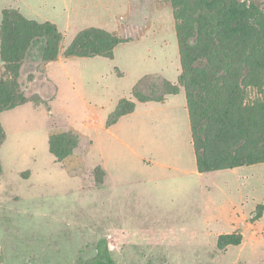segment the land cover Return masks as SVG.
<instances>
[{
	"label": "rangeland",
	"instance_id": "rangeland-1",
	"mask_svg": "<svg viewBox=\"0 0 264 264\" xmlns=\"http://www.w3.org/2000/svg\"><path fill=\"white\" fill-rule=\"evenodd\" d=\"M248 1L264 10V0ZM8 8L55 23L63 52L91 27L130 41L113 58L62 53L39 69L25 68L29 101L0 114V264H75L94 257L101 238L117 264H264V163L193 175L183 93L162 110L138 103L137 115L107 129L122 98L137 101L133 89L143 77L179 83L171 1L0 0V24ZM61 116L66 124L50 129L48 120ZM68 126L92 140L91 166L106 159L128 191L111 181L113 190L87 189L69 175L50 150V136ZM234 233L242 242L222 248L220 237Z\"/></svg>",
	"mask_w": 264,
	"mask_h": 264
},
{
	"label": "trees",
	"instance_id": "trees-1",
	"mask_svg": "<svg viewBox=\"0 0 264 264\" xmlns=\"http://www.w3.org/2000/svg\"><path fill=\"white\" fill-rule=\"evenodd\" d=\"M170 1L182 64L179 83L143 77L133 89L134 97L163 102L184 87L199 172L264 163V10L248 0ZM63 39L51 21L29 19L17 9L3 11L0 114L29 101L21 77L31 63L39 69L62 53L68 58H113L116 47L130 41L98 27L81 31L64 52ZM135 108V101L122 98L107 125ZM48 122L50 129L66 124L63 116ZM61 130L65 131L50 136L51 152L69 175L82 178L85 188L105 187L106 170L92 167L88 158L92 140L69 126ZM4 136L0 122V145ZM242 239V233L224 234L220 246L237 245ZM96 248L94 257H80L75 264H117L106 238Z\"/></svg>",
	"mask_w": 264,
	"mask_h": 264
},
{
	"label": "crops",
	"instance_id": "crops-1",
	"mask_svg": "<svg viewBox=\"0 0 264 264\" xmlns=\"http://www.w3.org/2000/svg\"><path fill=\"white\" fill-rule=\"evenodd\" d=\"M184 94V100H183V103L180 104V106H183V109L184 111L186 112V116H187V119H189L190 121V115H189V110H188V107H187V99H186V93L185 91L183 92H179L178 94H172V95H168L165 99V101L163 102H159V101H149V102H140V101H135L136 102V108L134 110V112L132 113H129L127 115H124L122 116L115 124L109 126L107 129L110 130L112 128H115L117 127V125L122 121V119L126 118V117H131V116H135L137 115V113L139 112V109H138V103H143V104H146V105H157V107H160L159 109H164L165 107H169V104H170V96H177V95H181V94ZM173 106L175 109H177V107H179V105L177 106H174V105H171ZM190 127H191V121H190ZM191 133H192V128H191ZM190 145L193 147V151L195 152V148H194V142H193V135L190 137ZM104 158H105V155H103ZM195 157H196V154H195ZM141 159L143 160V162H145L147 160V158L145 157H141ZM102 162V167L106 170V173H107V179H108V182L105 184L106 185V188H108V186L110 187V190H113V185L111 184L112 182H115V185H116V189L119 190V191H123L125 192L126 190L128 191L129 189V182L125 179H121L120 177L117 178L114 176V174L112 175L111 174V171L108 167V163L105 159V161H101ZM167 167L171 168V166L169 165H166ZM191 173L195 176H197L198 178H201L203 177V175H205L206 173H201L198 171V167H197V159H196V166H195V169H193L191 171ZM111 181V183H109ZM141 184V183H140ZM142 185V184H141ZM199 185L200 184V180H199ZM105 188V189H106Z\"/></svg>",
	"mask_w": 264,
	"mask_h": 264
}]
</instances>
